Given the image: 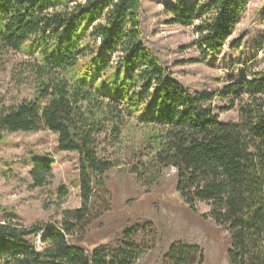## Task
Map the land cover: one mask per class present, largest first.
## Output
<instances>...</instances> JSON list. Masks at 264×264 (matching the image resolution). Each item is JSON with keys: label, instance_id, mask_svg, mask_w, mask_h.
Returning <instances> with one entry per match:
<instances>
[{"label": "trees", "instance_id": "obj_1", "mask_svg": "<svg viewBox=\"0 0 264 264\" xmlns=\"http://www.w3.org/2000/svg\"><path fill=\"white\" fill-rule=\"evenodd\" d=\"M142 2L0 0V61L26 50L31 60L23 71L34 90L12 103L0 93V141L7 132L57 134L61 151L78 154L82 198L59 222L0 220V264L137 263L149 247L136 238L154 233L151 221L131 224L120 242L91 251L71 241L99 217L94 203L106 190L105 174L121 164L103 145L123 144L133 118L144 138L131 173L150 185V175L174 168L184 203L194 213L198 203L209 204L201 216L228 231L230 264H264V71L192 93L145 43ZM247 10L248 0H175L165 9L169 23L193 28L205 59L223 48ZM216 99L229 103L222 110L237 106L238 120L222 121ZM53 164L52 158L32 159L35 186L52 181ZM203 259L199 245L175 241L162 264Z\"/></svg>", "mask_w": 264, "mask_h": 264}, {"label": "rangeland", "instance_id": "obj_2", "mask_svg": "<svg viewBox=\"0 0 264 264\" xmlns=\"http://www.w3.org/2000/svg\"><path fill=\"white\" fill-rule=\"evenodd\" d=\"M174 4L175 0H143L144 41L192 93L220 90L231 81L264 71V0H248V10L234 34L207 59L198 49V35L192 27L169 23L165 9ZM30 60L24 50L7 54L0 61V93L10 103L32 97L30 77L23 71ZM213 106L222 121L238 120L237 106L222 110L229 103L221 99L214 100ZM132 121L123 131V144L118 147L104 142L106 154L121 164L105 174L106 190L101 192L100 203H94L99 217L84 237L71 238L72 243L88 251L101 244L118 243L126 227L147 220L152 222L154 233L138 234L136 241L149 248L136 264H162L164 253L175 241L203 248L202 264H230L228 231L212 218L201 216L210 211L209 204L198 203L199 213H194L184 203L177 191L174 168L165 169L160 177L150 175V185L142 184L131 173L144 138L136 119ZM34 157L54 161V178L46 186L37 187L32 181ZM81 206L77 153L61 151L57 134L50 130L5 133L0 141V220L26 226L59 222L63 210ZM36 244L39 249L43 247L41 235Z\"/></svg>", "mask_w": 264, "mask_h": 264}]
</instances>
